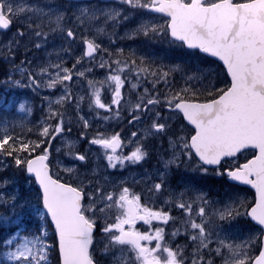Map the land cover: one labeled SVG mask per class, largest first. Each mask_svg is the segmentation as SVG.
<instances>
[{
	"label": "snow or ice",
	"instance_id": "6c2138e0",
	"mask_svg": "<svg viewBox=\"0 0 264 264\" xmlns=\"http://www.w3.org/2000/svg\"><path fill=\"white\" fill-rule=\"evenodd\" d=\"M7 33L0 264H264V0H0Z\"/></svg>",
	"mask_w": 264,
	"mask_h": 264
},
{
	"label": "rangeland",
	"instance_id": "374dc122",
	"mask_svg": "<svg viewBox=\"0 0 264 264\" xmlns=\"http://www.w3.org/2000/svg\"><path fill=\"white\" fill-rule=\"evenodd\" d=\"M119 33H120V35L121 36H123V34H124V28H121V29H119ZM11 36V33H7V34H0V43H3V42H5L9 37ZM141 41H142V38H140V37H138V38H136V40L135 41H133V40H130V39H124L123 41H118L117 42V46H119V47H124L125 48V51H127L128 49H130V48H136V49H138V54H145V51H144V45L141 43ZM77 47H78V45H72V48L74 49V54L75 55H79L80 54V52L79 51H76V49H77ZM163 47H166L165 45H161V44H157V45H155V48H154V51H155V53L157 54V55H163V52L161 53V52H159L157 49H161V48H163ZM157 48V49H156ZM21 52H23V49L21 50ZM37 55H40V56H42L43 55V53H37ZM0 58H2V57H0ZM29 58H31V56H29ZM3 59V58H2ZM22 59H24V56L22 55V54H18V57H17V60H16V63H19L20 62V60H22ZM5 62V61H4ZM9 66V65H8ZM69 66H70V64H69ZM103 75V73L102 72H100V71H97V76L98 77H100V76H102ZM178 79V78H177ZM23 90L25 91V92H29L30 94H32L33 95V97H24V96H22V95H20L18 92H16V91H12V88H9V90H8V92H7V95H9V96H11V95H13V94H15V95H17V96H19V97H22V98H29V99H31L32 101H33V103H36L37 102V105L39 106V107H41V99H40V97L41 96H45V95H48L49 94V90H43V91H41L40 92V94L39 95H36V94H34V93H32V91H31V89H27V88H23ZM104 113L102 112V115H103ZM39 119H40V117H39ZM104 124V122L103 121H97V123H94L93 124V126H92V128H90L89 129V133L91 134V133H93V132H95L96 130H100V131H104V130H107V131H113V130H115V131H117L121 126V124H123V125H127V123L126 122H110L109 123V126H107L106 128L105 127H97V125H103ZM136 126V127H135ZM135 126H129L128 125V129H127V134L130 132V131H137V128L138 127H140V125H135ZM77 136H78V129L74 126L73 128H72V136H71V139H76L77 138ZM151 143V142H150ZM78 148L80 149V150H89L90 149V152H95L96 151V146H89L85 141H80L79 143H78ZM126 152L128 151V150H125ZM153 157H155V156H153ZM152 157V158H153ZM150 160V159H149ZM133 169V168H132ZM126 169H118V170H110V172H109V174H111V175H115V176H124V177H128V175H130V176H132L133 174H135V173H140V172H126L125 171ZM209 186H213V184H211V182L209 183ZM245 190L242 192V195H244V196H246V197H248V198H250L252 195H251V193H250V191L249 190H247L246 188H244ZM219 190H221V186H220V189ZM213 195H215V194H213Z\"/></svg>",
	"mask_w": 264,
	"mask_h": 264
},
{
	"label": "flooded vegetation",
	"instance_id": "af4514ba",
	"mask_svg": "<svg viewBox=\"0 0 264 264\" xmlns=\"http://www.w3.org/2000/svg\"><path fill=\"white\" fill-rule=\"evenodd\" d=\"M15 29H13L14 31ZM121 127L117 130V131H121L122 132V135H126L127 134V129H128V124L127 125H123L121 124L120 125ZM135 126V125H134ZM136 127V126H135ZM151 142V141H150ZM128 150V149H126ZM157 164V160L155 157L151 158L150 160H148L147 163H145L143 165V168L144 169H148L149 171L152 170V168L154 166H156ZM133 168V169H132ZM126 172H142V169L141 168H138V167H131V168H128L125 170ZM183 172V169L181 170ZM109 174V173H108ZM136 174V173H135ZM129 178H131L130 175H128ZM211 182V184H213V186H209V183ZM204 183V190L205 191H208L210 188L213 189V194H215V190H219L220 189V186H221V183H220V180L219 178H214V179H207L206 181L203 182ZM254 194V191L251 190V195ZM176 243H184V240L182 238H178Z\"/></svg>",
	"mask_w": 264,
	"mask_h": 264
},
{
	"label": "trees",
	"instance_id": "16d2710c",
	"mask_svg": "<svg viewBox=\"0 0 264 264\" xmlns=\"http://www.w3.org/2000/svg\"><path fill=\"white\" fill-rule=\"evenodd\" d=\"M21 92V91H19ZM42 110L41 109H35L33 113V123H35L36 120H39V117H41ZM210 179H212L210 177ZM16 187L21 190V193L24 195H27V184L21 179L18 181Z\"/></svg>",
	"mask_w": 264,
	"mask_h": 264
},
{
	"label": "water",
	"instance_id": "95a60500",
	"mask_svg": "<svg viewBox=\"0 0 264 264\" xmlns=\"http://www.w3.org/2000/svg\"><path fill=\"white\" fill-rule=\"evenodd\" d=\"M244 187H247V188H250V186H244ZM251 189V188H250ZM254 191V189H252Z\"/></svg>",
	"mask_w": 264,
	"mask_h": 264
}]
</instances>
